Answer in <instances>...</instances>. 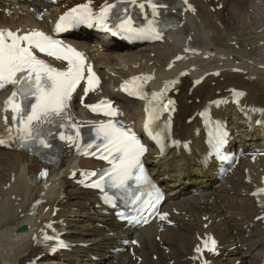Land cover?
Instances as JSON below:
<instances>
[{
	"label": "bare ground",
	"instance_id": "obj_1",
	"mask_svg": "<svg viewBox=\"0 0 264 264\" xmlns=\"http://www.w3.org/2000/svg\"><path fill=\"white\" fill-rule=\"evenodd\" d=\"M166 1L169 6L159 13L179 16L180 23L163 43L135 51L109 34L88 33L69 40L84 50L104 78L102 89L87 101L102 96L116 99L120 117L137 128L144 122L143 103L120 93L124 78L136 74L150 80V90L160 91L164 83L182 74L176 85L178 93L171 92L166 99H176L173 137L191 141L192 153L172 147L165 155L154 151L147 158L169 192L164 208L175 224H151L132 231L102 213L95 192L80 188L71 178L74 173L81 177V168L96 163L70 154L68 148L59 167L16 145L0 148V264H191L195 248L202 247V240L211 234L218 239L221 251L215 264H262L264 217H258L264 216V195H253V191L264 186V156L244 157L225 179L215 180L214 164L209 167L199 162L206 151L199 114L208 103L221 98L216 115L244 132L246 146L255 143L248 139L241 121L234 119L237 112L232 102L242 90L246 95L239 106L264 109V0H189L196 13L185 14L179 0ZM16 3L25 12L15 10L7 17L4 8ZM220 3L227 14L217 8ZM0 8V27L24 30L27 26L50 27L47 19L63 11L59 6L39 22L28 12L26 0H0ZM192 47L199 53L185 51ZM180 54L184 58L174 60ZM203 76L204 82L195 85ZM3 97L0 94V109ZM71 113L76 119L93 117L77 103L72 104ZM260 136L264 139V131ZM45 170L47 175L41 176ZM194 187L201 191H193ZM52 230L66 232L73 246L49 259L48 250L38 240ZM127 239L137 241L132 251L113 254L112 249Z\"/></svg>",
	"mask_w": 264,
	"mask_h": 264
},
{
	"label": "snow or ice",
	"instance_id": "obj_2",
	"mask_svg": "<svg viewBox=\"0 0 264 264\" xmlns=\"http://www.w3.org/2000/svg\"><path fill=\"white\" fill-rule=\"evenodd\" d=\"M135 2L136 0H131V3ZM146 3L152 9L153 17L159 14L158 7H167V5L153 3V0H146ZM185 3H187V0H185ZM115 7V4H106L101 6L99 11H95L90 7L89 0V3L77 5L64 13L59 18L55 31L59 33L80 24L92 27L93 23L108 28L107 21L112 9ZM144 7V3L139 4L141 11L144 10ZM124 11L126 12L127 9L125 8ZM158 23L149 20L144 27L135 28L129 18L122 20L117 27L129 39H159ZM33 48L56 59L66 60L68 63L67 70L58 71L50 67L43 60L37 58L32 50ZM83 64L84 60L81 53L68 46L61 47L60 41L45 35L43 32L33 31L19 35L11 30H0V89L6 85H12L15 89L5 102V111L10 108L14 113L12 119L14 122H18L16 131L22 147L30 151L35 150L38 155L42 154L41 150L52 151L56 147L49 139L53 136V133L50 130L46 132L43 126L45 124L58 128L66 126L64 124V121L68 118L66 110L72 92L83 78ZM89 72H91V69H89ZM95 82L98 83V80ZM93 83L94 76H90L88 79L89 87L85 89L86 93L92 88ZM152 95L155 98L158 94L153 93ZM159 95H162V93ZM236 95L243 96L244 93L237 92ZM17 97H19V102L16 101ZM171 103L169 101V104ZM101 104H109L110 106V102L106 101H102ZM89 107L93 111H97L100 105H89ZM167 107V105H164L163 110H167ZM104 114L115 115L116 110L105 111ZM5 123H7V117H5ZM71 127L75 128V136H65L63 133H59V139L61 141L67 140L70 146L75 145L80 150L81 144L77 142L81 138L80 129L77 125H71ZM146 131L163 149L164 145L158 136L154 135L147 126ZM8 132L11 135V129H8ZM101 136L107 141L104 148L108 155H102L99 158L108 160L113 151L121 154L119 164H114L109 173V178L115 188H126V182L133 177V170H138L139 174L135 175L137 182L147 179L144 176V168L141 162V157L147 149L138 141L134 133L130 130L117 128L112 121H108L107 123H101L96 129V138L99 139ZM0 143H4V140L0 139ZM174 143L178 144L179 142ZM91 147L92 143L86 144L83 154L87 155V149ZM109 163H112V161H109ZM40 175L46 176L47 171H42ZM91 175H95V173H91ZM102 180H104L103 176L100 181H96L90 186L100 188ZM258 192L264 193V188L258 189ZM253 195H257V193H253ZM166 216L167 214H164L160 218L163 220L166 219ZM48 239H51V237H48ZM132 243L136 242L133 241ZM201 243L203 248L201 245H197L195 248L198 254L203 255L204 249L213 253L216 251L215 239L202 240ZM204 264H207V261Z\"/></svg>",
	"mask_w": 264,
	"mask_h": 264
},
{
	"label": "rangeland",
	"instance_id": "obj_3",
	"mask_svg": "<svg viewBox=\"0 0 264 264\" xmlns=\"http://www.w3.org/2000/svg\"><path fill=\"white\" fill-rule=\"evenodd\" d=\"M227 12H229L228 10H227ZM250 12V11H249ZM252 13H255V12H253V11H251ZM225 14H227L226 12H224ZM49 259H52V257H50ZM49 261V260H48ZM50 262V261H49Z\"/></svg>",
	"mask_w": 264,
	"mask_h": 264
}]
</instances>
